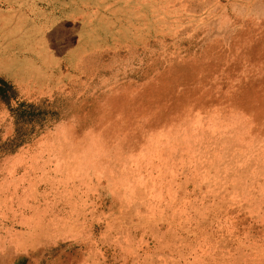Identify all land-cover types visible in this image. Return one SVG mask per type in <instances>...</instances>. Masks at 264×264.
Wrapping results in <instances>:
<instances>
[{"label": "rangeland", "instance_id": "1", "mask_svg": "<svg viewBox=\"0 0 264 264\" xmlns=\"http://www.w3.org/2000/svg\"><path fill=\"white\" fill-rule=\"evenodd\" d=\"M78 1L0 0V264H264V0Z\"/></svg>", "mask_w": 264, "mask_h": 264}, {"label": "trees", "instance_id": "2", "mask_svg": "<svg viewBox=\"0 0 264 264\" xmlns=\"http://www.w3.org/2000/svg\"><path fill=\"white\" fill-rule=\"evenodd\" d=\"M15 86L5 78L0 77V98L10 104L12 99H16ZM34 104L27 101H18L17 106L11 108L12 113L17 119L24 118L29 115L28 108L33 107Z\"/></svg>", "mask_w": 264, "mask_h": 264}, {"label": "bare ground", "instance_id": "3", "mask_svg": "<svg viewBox=\"0 0 264 264\" xmlns=\"http://www.w3.org/2000/svg\"><path fill=\"white\" fill-rule=\"evenodd\" d=\"M185 122H187V121H185ZM184 122V123H185ZM182 123V122H181ZM180 125V124H179ZM183 125V124H182ZM189 125V124H188ZM181 128H183V127H181ZM181 130V129H180ZM189 130V129H188ZM190 138V137H189ZM148 139H150V138H148ZM96 140V139H95ZM99 140V139H98ZM156 140V139H155ZM99 141H101V140H99ZM154 141V140H153ZM186 142V141H185ZM96 143H97V141H96ZM162 143V142H161ZM150 144V143H149ZM159 144H160V142H159ZM95 145V144H94ZM100 145V144H99ZM170 145V144H169ZM178 145V144H177ZM97 146V145H96ZM150 146H151V144H150ZM164 146V145H163ZM48 147V146H47ZM46 147V148H47ZM100 147H101V145H100ZM162 147V146H161ZM164 148V147H163ZM50 149V148H49ZM93 149H94V147H93ZM169 149V148H168ZM179 149V148H178ZM177 149V150H178ZM185 149V148H184ZM44 150V149H43ZM101 150V149H100ZM99 150V151H100ZM166 150V149H165ZM164 150V151H165ZM174 150V149H173ZM85 151V150H84ZM87 151V150H86ZM109 151H111V150H109ZM44 152H45V150H44ZM49 153V152H48ZM47 153V154H48ZM82 153V152H81ZM109 153V152H108ZM84 154V153H83ZM100 154V153H99ZM71 155V154H70ZM76 155V154H75ZM101 155V154H100ZM109 155V154H108ZM113 155H114V153H113ZM69 156V155H68ZM99 156V155H98ZM131 156V155H130ZM75 157V156H74ZM101 157V156H100ZM113 157V156H112ZM124 157V156H123ZM99 158V157H98ZM110 158H111V155H110ZM125 158V157H124ZM130 158V157H129ZM134 158V157H133ZM115 159V158H114ZM76 160V159H75ZM111 160V159H110ZM116 160V159H115ZM60 161V160H59ZM108 161V160H107ZM50 162V161H49ZM71 162V161H70ZM111 163L113 162V161H110ZM109 162V163H110ZM119 162V161H118ZM46 163V162H45ZM68 163V162H67ZM74 163H76V162H74ZM110 163V164H111ZM49 164V163H48ZM51 164V163H50ZM53 164V163H52ZM55 164V163H54ZM117 164V163H116ZM131 164V163H130ZM98 165V164H97ZM100 165H101V163H100ZM100 165H98L99 166V169H103V168H100ZM124 165V164H123ZM152 165V164H151ZM38 166V165H37ZM55 166V165H54ZM59 166V165H58ZM107 166V165H106ZM68 167V166H67ZM88 167V166H87ZM109 167H110V165H109ZM116 167V166H115ZM168 167V166H167ZM114 168V167H113ZM131 168V167H130ZM153 168V167H152ZM53 169V168H52ZM54 169H56V168H54ZM94 169V168H93ZM97 170H99L98 168H96ZM109 169V168H108ZM157 169H159L158 167H157ZM170 169V168H169ZM89 170H91V168L89 169ZM117 170V169H116ZM130 170V169H129ZM167 170V169H166ZM182 170V169H181ZM181 170H179V171H181ZM112 171V170H111ZM131 171V170H130ZM178 171V172H179ZM192 171V170H191ZM67 172V171H66ZM73 172V171H72ZM137 172V171H136ZM189 172V171H188ZM56 173V172H55ZM88 173H90V171L88 172ZM115 173V172H114ZM162 173V172H161ZM170 173V172H169ZM191 173V172H190ZM11 174V173H10ZM179 174V173H178ZM184 174V173H183ZM74 175H75V173H74ZM110 175V174H109ZM159 175V174H158ZM172 175V174H171ZM187 175V174H186ZM89 176V175H88ZM160 176V175H159ZM161 176H162V174H161ZM160 176V177H161ZM167 176V175H166ZM117 177V176H116ZM127 177H128V175H127ZM137 177V176H136ZM141 177V176H140ZM159 177V178H160ZM93 178V177H92ZM99 178V177H98ZM111 178V177H110ZM113 178H115V177H113ZM123 178V177H122ZM133 178H134V176H133ZM120 180H121V177L119 178ZM125 179V178H124ZM144 179V178H143ZM142 179V181H144ZM147 179V178H146ZM214 179V178H213ZM90 180V179H89ZM115 180V179H114ZM73 181H75V180H73ZM93 181V180H92ZM133 181V180H132ZM94 182V181H93ZM97 183H98V181H96ZM95 182V183H96ZM113 182V181H112ZM123 182V181H122ZM155 182V181H154ZM158 182V181H157ZM175 182H176V180H175ZM118 183V182H117ZM129 183V182H128ZM159 183H160V181H159ZM170 183V182H169ZM158 184V183H157ZM213 184H214V182H213ZM99 185V184H98ZM118 185V184H117ZM133 185V184H132ZM169 185V184H168ZM200 185V184H199ZM97 186V185H96ZM112 186H114V184L112 185ZM130 186V185H129ZM196 186V185H195ZM93 187V186H92ZM131 187V186H130ZM133 187V186H132ZM166 187V186H165ZM110 188V187H109ZM108 188V189H109ZM153 188V187H152ZM159 188V187H158ZM196 188V187H195ZM198 188H199V186H198ZM81 189V188H80ZM101 189H103V188H101ZM125 189V188H124ZM133 189V188H132ZM144 189V188H143ZM149 189V188H148ZM170 189V188H169ZM168 189V190H169ZM90 190V189H89ZM112 190V189H111ZM150 190V189H149ZM156 190V189H155ZM193 190V189H192ZM197 190H199V189H197ZM50 191V190H49ZM48 191V192H49ZM102 191V190H101ZM125 191V190H124ZM157 191V190H156ZM194 191V190H193ZM87 193V192H86ZM91 193V192H90ZM101 193H105V192H101ZM108 193V192H107ZM130 193H132V192H130ZM156 193V192H155ZM174 193H176V192H174ZM189 193V192H188ZM191 193H192V191H191ZM197 193V192H196ZM151 194V193H150ZM154 194V193H153ZM193 194V193H192ZM87 195V194H86ZM109 195V194H108ZM110 195H111V193H110ZM149 195V194H148ZM177 195V194H176ZM49 196V195H48ZM107 196V195H106ZM112 196V195H111ZM123 196V195H122ZM167 196H168V194H167ZM204 196H205V194H204ZM115 197V196H114ZM118 197V196H117ZM137 197V196H136ZM151 197V196H150ZM154 197V196H153ZM164 197V196H163ZM179 197H181V196H179ZM187 197V196H186ZM194 197V196H193ZM40 198H41V196H40ZM39 198V199H40ZM109 198H110V196H109ZM109 198H108V200H109ZM116 198V197H115ZM114 198V199H115ZM175 198H176V196H175ZM130 199V198H129ZM136 199V198H135ZM41 200V199H40ZM116 200V199H115ZM153 200V199H152ZM165 200H167V198L165 199ZM101 201V200H100ZM112 201H114V200H112ZM118 201H119V199H118ZM118 201H116L117 203H118ZM195 201V200H194ZM200 201H201V199H200ZM199 201V202H200ZM120 202V201H119ZM144 203V202H143ZM194 203V202H193ZM97 204V203H96ZM102 204V203H101ZM104 204V203H103ZM107 204V203H106ZM115 204V203H114ZM145 204V203H144ZM111 205V204H110ZM137 205V204H136ZM168 205V204H167ZM35 206V205H34ZM82 206V205H81ZM94 206H96V205H94ZM103 207H105L104 205H103ZM107 207V206H106ZM151 207V206H150ZM152 207H154V206H152ZM180 207H182V206H180ZM193 207V206H192ZM42 208H43V206H42ZM111 208V207H110ZM176 208V207H175ZM194 208V207H193ZM27 209V208H26ZM63 209V208H62ZM117 209V208H116ZM158 209V208H157ZM106 210V209H105ZM107 210H110V209H107ZM154 210V209H153ZM181 210V209H180ZM187 209H185V211H186ZM193 210V209H192ZM151 211H152V209H151ZM81 212V211H80ZM167 212V211H166ZM187 212V211H186ZM85 213V212H84ZM149 213V212H148ZM108 214V213H107ZM116 214V213H115ZM156 214V213H155ZM160 214V213H159ZM181 214V213H180ZM183 215V214H182ZM181 216V215H180ZM108 217V216H107ZM187 217V216H186ZM167 218V217H166ZM176 218V217H175ZM179 218V217H178ZM171 219V218H170ZM23 220V219H22ZM40 220V219H39ZM123 220V219H122ZM136 220V219H135ZM146 220V219H145ZM148 220V219H147ZM159 220V219H158ZM157 220V221H158ZM42 221V220H41ZM152 221H154V220H152ZM150 222H151V220H150ZM155 222V221H154ZM181 222V221H180ZM153 223V222H152ZM174 223H176V222H174ZM157 224V223H156ZM160 224V223H159ZM188 224V223H187ZM112 225V224H111ZM125 225V224H124ZM123 225V226H124ZM147 225V224H146ZM150 225L152 226V224L150 223ZM155 225V224H154ZM164 226V225H163ZM156 227V226H155ZM154 228V227H153ZM120 229H121V227H120ZM155 229V228H154ZM69 230V229H68ZM123 230V229H122ZM130 230V229H129ZM165 230V229H164ZM170 230V229H169ZM66 231V230H65ZM91 231V230H90ZM92 232V231H91ZM141 232H142V229H141ZM172 232V231H171ZM68 233V232H67ZM157 233V232H156ZM144 234V233H143ZM65 235V234H64ZM86 235V234H85ZM88 235V234H87ZM86 235V236H87ZM63 237V236H62ZM85 237V236H84ZM159 238V237H158ZM177 238V237H176ZM89 239V238H88ZM115 239H117V238H115ZM166 239V238H165ZM95 240V239H94ZM160 240V239H159ZM87 241V240H86ZM61 244V243H60ZM107 244V243H106ZM117 244V243H116ZM119 244H120V242H119ZM62 245V244H61ZM111 245V244H110ZM109 245V246H110ZM106 246V245H105ZM117 246V245H116ZM104 248H106V247H104ZM103 249V248H102ZM108 249V248H107ZM115 250V249H114ZM118 252V251H117ZM122 252V251H121ZM120 253V252H119ZM103 254V253H102ZM120 256V255H119ZM103 257V256H102ZM116 257V256H115ZM118 258V257H117Z\"/></svg>", "mask_w": 264, "mask_h": 264}, {"label": "crops", "instance_id": "4", "mask_svg": "<svg viewBox=\"0 0 264 264\" xmlns=\"http://www.w3.org/2000/svg\"><path fill=\"white\" fill-rule=\"evenodd\" d=\"M78 3L79 1L78 0H65V4H67V3H70V5H69V7H67V9L66 10H68V9H72L73 8V3Z\"/></svg>", "mask_w": 264, "mask_h": 264}]
</instances>
